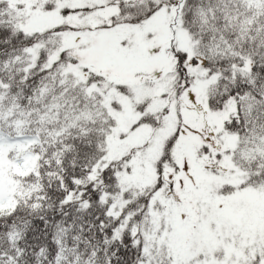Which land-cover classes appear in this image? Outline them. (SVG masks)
<instances>
[{
  "label": "snow or ice",
  "instance_id": "1",
  "mask_svg": "<svg viewBox=\"0 0 264 264\" xmlns=\"http://www.w3.org/2000/svg\"><path fill=\"white\" fill-rule=\"evenodd\" d=\"M0 264H264V0H0Z\"/></svg>",
  "mask_w": 264,
  "mask_h": 264
}]
</instances>
